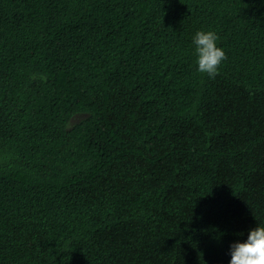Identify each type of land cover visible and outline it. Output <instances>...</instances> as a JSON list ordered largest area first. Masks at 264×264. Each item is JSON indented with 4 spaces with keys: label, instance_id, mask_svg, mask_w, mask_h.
<instances>
[{
    "label": "trees",
    "instance_id": "obj_1",
    "mask_svg": "<svg viewBox=\"0 0 264 264\" xmlns=\"http://www.w3.org/2000/svg\"><path fill=\"white\" fill-rule=\"evenodd\" d=\"M256 226L264 0H0V264H229Z\"/></svg>",
    "mask_w": 264,
    "mask_h": 264
},
{
    "label": "clouds",
    "instance_id": "obj_2",
    "mask_svg": "<svg viewBox=\"0 0 264 264\" xmlns=\"http://www.w3.org/2000/svg\"><path fill=\"white\" fill-rule=\"evenodd\" d=\"M219 37L213 31H199L193 38L197 71L214 79L227 59L223 49L217 47ZM229 264H264V226L250 230L245 242L230 246Z\"/></svg>",
    "mask_w": 264,
    "mask_h": 264
}]
</instances>
